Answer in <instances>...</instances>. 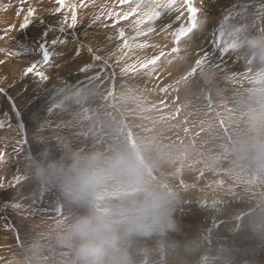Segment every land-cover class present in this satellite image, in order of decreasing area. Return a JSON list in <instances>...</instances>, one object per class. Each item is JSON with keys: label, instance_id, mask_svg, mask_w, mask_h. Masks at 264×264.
I'll return each mask as SVG.
<instances>
[{"label": "rangeland", "instance_id": "obj_1", "mask_svg": "<svg viewBox=\"0 0 264 264\" xmlns=\"http://www.w3.org/2000/svg\"><path fill=\"white\" fill-rule=\"evenodd\" d=\"M68 2L80 4L81 0ZM195 2L200 4V0ZM242 3L211 0L215 7L208 19L215 23L205 24L199 38L190 35L182 39L180 46L188 56L166 65L159 80L121 79L113 86L102 80L75 82L83 78L81 70L91 67L88 62L92 59L86 51L81 56L77 42L86 49L102 45L106 35L114 36L117 29L104 30L99 22L93 25L92 21L105 9L126 11V4L121 5L119 0H83L84 6L76 9L77 27L60 33L63 15L51 11L57 7L56 0H27L23 5L20 0H0V37H4L0 49L16 53L9 57L0 52V61H5L0 64V87L9 86L6 94H0V121L4 122L0 151L7 154L5 161H0V179L10 183L16 170L25 167L34 198L23 202L39 206L43 201V207L55 209L54 213L23 215L11 208L5 210V201H20L28 193L23 186L0 190V264H68L71 259V250L58 243L57 224L80 210L65 200L54 183L37 179V159L71 150L110 155L124 146L135 148L146 161L151 180L171 193L175 222L171 230L130 242L135 264H264V156L241 154L238 148L246 135L238 117L253 97L264 95V58L247 46L249 36L264 35L260 27L264 20L257 11L264 4L254 0V7L247 8L245 16L237 20L236 5ZM29 6L36 8L38 19L29 29L21 30ZM21 7L24 11L17 15ZM230 13L232 19L228 18ZM102 19L111 25L106 16ZM132 19L117 25L125 29L132 45L128 63L155 52L152 48L137 49L136 44H158L165 51L175 46L173 37L160 34L159 28L155 34L136 37L129 26ZM204 19L198 14V20ZM9 25H15V29L5 36ZM222 28L223 39L233 45L227 70L205 65L185 79L198 53L202 55L201 48L218 51ZM35 29L48 30L38 44L32 40ZM60 36H67L69 43ZM53 41L58 43L53 46ZM115 43L109 50H114ZM49 49L55 67L43 70L51 79L23 77V70ZM99 54L104 56L106 52L101 50ZM224 55L220 53L222 58ZM168 84L172 87L162 92L160 89ZM53 85L61 91H53ZM35 100L45 112L32 134L24 117L35 111ZM25 132L29 139L32 136L33 143L41 145L40 151L30 153L27 160L25 152L13 151ZM31 146L30 141L23 148L29 150ZM133 190L119 188L107 195L118 198Z\"/></svg>", "mask_w": 264, "mask_h": 264}, {"label": "clouds", "instance_id": "obj_2", "mask_svg": "<svg viewBox=\"0 0 264 264\" xmlns=\"http://www.w3.org/2000/svg\"><path fill=\"white\" fill-rule=\"evenodd\" d=\"M247 46L264 58V35H251ZM245 137L241 154L264 156V95L255 96L238 117ZM36 177L54 183L65 200L80 211L57 224L58 243L71 250L68 264H135L130 242L175 226L171 193L154 183L146 161L135 148L68 151L37 159ZM119 188L134 189L118 198L107 195Z\"/></svg>", "mask_w": 264, "mask_h": 264}, {"label": "snow or ice", "instance_id": "obj_3", "mask_svg": "<svg viewBox=\"0 0 264 264\" xmlns=\"http://www.w3.org/2000/svg\"><path fill=\"white\" fill-rule=\"evenodd\" d=\"M21 5L27 2V0H20ZM264 4V0H261ZM121 5H127L126 11L113 12L110 10H102L101 15L94 17L92 24L95 25L97 22L100 23L102 29L107 30L109 27L117 29L114 36H105V41L102 45L88 46L85 49V46L82 42H77L80 46L81 56L86 51L91 55V61L88 64L91 67H83L81 70L82 79L75 81H86V80H102L105 83H110L113 86L121 79H130V80H139L143 77L153 78L159 80L161 76L164 75L166 70V65H170L173 62H180L182 59L188 56L186 49L181 48L182 39L192 36H197L203 34V28L205 24L215 23L214 20L208 19L210 16L211 8H214L215 5L209 3L205 4L204 0H200V4L197 5L195 0H119ZM57 7L53 8L51 11L54 13L62 14L63 19L59 21V32L66 33L67 29H74L77 27L78 18L76 9L84 6L83 0L80 4L69 3L68 0H56ZM254 7V0H243L242 4L236 5L235 19L240 20L245 16L247 8ZM24 11L23 7L17 12V15L20 12ZM258 13L261 15L262 20H264V7L257 9ZM171 13V15H169ZM198 14L205 16L204 20H198ZM106 16L108 21H111V25L105 22L102 17ZM133 18L130 27L134 29L136 37H147L149 34L157 33V28H159V33L164 35H171L174 39L175 46L171 48L170 51H165L164 47H161L158 44H148L146 42L136 44L137 49H146L152 48L155 49L154 54L151 56H143V58L137 57L132 63H128L127 59L130 57V51L132 50V45L129 43L128 38L125 34V29L123 27L117 28L119 21L129 20ZM229 19H232L231 13L228 16ZM38 18L36 17V8L29 6L27 8V14L24 16L23 22L20 25L21 30L29 29V26L32 25ZM69 19L71 23H68ZM173 21L176 24H173ZM43 22V21H41ZM67 25V28H65ZM261 30H264V23L261 24ZM15 29V25H9L5 29V36ZM200 29L199 33L194 32V30ZM45 38L48 35V30L40 31L35 29L32 34V40L38 44L40 42L41 36ZM87 35V33H86ZM220 44L216 45L215 39H213V44L217 46L218 51L213 53L210 49L205 50L200 49L198 53V58L194 61V66L191 68V71L184 75L186 79L187 76L194 74L202 66L213 67L219 71L227 70V60L231 58L233 45L227 43L223 39V28L220 31ZM61 37V36H60ZM4 37H0L3 39ZM15 42L14 37H9ZM65 44H68L69 41L67 36L61 37ZM115 43L114 50H109V46ZM58 41H53L52 44H55ZM45 47H48V41H44ZM104 50L106 55L101 56L99 52ZM37 51V48L34 49ZM0 52H5L7 56H15L16 53L6 49H0ZM184 52V55H180ZM223 52L225 55L222 58L220 53ZM53 54L51 51L42 53V58L33 60L28 67H26L22 75L23 77H29L34 75L35 78H38L40 81H49L51 78L46 75L43 70L45 67H55L52 64ZM5 63V61H0V64ZM171 75V73H168ZM68 83L67 81L65 84ZM8 85L0 87V94H6L8 90ZM156 87V86H154ZM172 87L171 84L165 85L164 88L160 89L162 92H168L169 88ZM53 91L58 93L61 89L53 85ZM35 95V93H33ZM8 99H12L10 96ZM35 111L30 115L25 114V121L29 125V130L32 134L37 130L38 125L44 119L41 115L42 112H45V108H41L40 101H33ZM14 105V102H13ZM11 117H9V121ZM4 126V122L0 121V127ZM21 128L24 127V124L19 125ZM31 141V149L25 150L23 148L24 144H28ZM17 147L13 148L14 152H25V160L30 158V153L39 152L41 145L32 142V136L29 139L27 132L21 137L20 140L16 141ZM6 152L0 151V161H5ZM23 186L27 191V196L23 197L20 201H5L4 207L5 210L11 208L17 210L23 215L24 213H54L55 209L43 207V201H40V205L30 203L25 204L24 200H33V193L31 189V184L29 177L26 173L25 167L18 168L16 174L13 177L12 182L5 183L0 179V190H4L9 187ZM5 227H9L5 225ZM17 240H19V232L16 233Z\"/></svg>", "mask_w": 264, "mask_h": 264}, {"label": "bare ground", "instance_id": "obj_4", "mask_svg": "<svg viewBox=\"0 0 264 264\" xmlns=\"http://www.w3.org/2000/svg\"><path fill=\"white\" fill-rule=\"evenodd\" d=\"M254 156V155H253ZM215 168V167H214Z\"/></svg>", "mask_w": 264, "mask_h": 264}]
</instances>
